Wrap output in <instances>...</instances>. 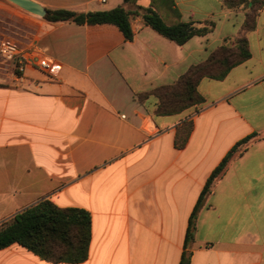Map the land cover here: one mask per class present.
Returning a JSON list of instances; mask_svg holds the SVG:
<instances>
[{"label": "crops", "instance_id": "0c3cea01", "mask_svg": "<svg viewBox=\"0 0 264 264\" xmlns=\"http://www.w3.org/2000/svg\"><path fill=\"white\" fill-rule=\"evenodd\" d=\"M34 1L77 12L125 4ZM174 3L182 20L215 27L178 44L140 16L132 19L131 41L113 24L34 16L35 41L53 68L48 75L29 68L25 83L11 73L0 79V224L48 198L91 213L89 256L77 264H180L189 217L207 178L239 140L264 134V6L255 29L247 30L251 9L245 4ZM242 37L251 56L222 79L203 77L204 102L156 113V88L174 84ZM185 120L193 130L178 148L175 136ZM191 251V264H264V137L214 187ZM0 264L54 263L14 243L0 249Z\"/></svg>", "mask_w": 264, "mask_h": 264}, {"label": "trees", "instance_id": "16d2710c", "mask_svg": "<svg viewBox=\"0 0 264 264\" xmlns=\"http://www.w3.org/2000/svg\"><path fill=\"white\" fill-rule=\"evenodd\" d=\"M136 1L124 0L125 4L115 8L89 12L65 8L48 9L45 18L49 21H72L77 24H113L120 28L127 40L131 41L135 35L132 19L140 16L159 34L178 44H184L195 35L206 34L215 27L211 21L182 20L174 0H150L147 7L140 5L135 8L127 7V3ZM228 4L232 6L245 4L250 7L245 28L255 29L256 17L259 9L264 6V0H228ZM234 43L233 46H222L219 52L206 62L191 67L174 84L156 88L152 92L159 100L156 113L176 114L204 102V97L198 89L203 77L222 79L234 66L251 56L247 38L236 39ZM192 130L193 122L189 120H185L177 128L176 147H185ZM263 137V133L256 132L239 140L207 178L189 217L180 264H191V247L195 240L198 216L214 187L228 171L231 163ZM91 240L92 216L88 210L60 207L48 198L26 207L0 224V249L18 243L54 264L84 262L89 256Z\"/></svg>", "mask_w": 264, "mask_h": 264}, {"label": "built area", "instance_id": "2783aa9c", "mask_svg": "<svg viewBox=\"0 0 264 264\" xmlns=\"http://www.w3.org/2000/svg\"><path fill=\"white\" fill-rule=\"evenodd\" d=\"M0 57L9 64L14 78L20 83L26 82V71L29 68L39 70L47 75L51 74L53 68V59L44 54L34 37L25 41L9 37L2 38L0 40Z\"/></svg>", "mask_w": 264, "mask_h": 264}, {"label": "rangeland", "instance_id": "374dc122", "mask_svg": "<svg viewBox=\"0 0 264 264\" xmlns=\"http://www.w3.org/2000/svg\"><path fill=\"white\" fill-rule=\"evenodd\" d=\"M32 14H27V10L10 0H0V40L9 37L25 41L35 37L36 21L33 18L39 15ZM10 73L13 75L9 64L0 57V79Z\"/></svg>", "mask_w": 264, "mask_h": 264}, {"label": "water", "instance_id": "95a60500", "mask_svg": "<svg viewBox=\"0 0 264 264\" xmlns=\"http://www.w3.org/2000/svg\"><path fill=\"white\" fill-rule=\"evenodd\" d=\"M13 3L19 5L25 10L39 15L41 17H45L48 14V9L43 7L41 4L35 2L34 0H10Z\"/></svg>", "mask_w": 264, "mask_h": 264}]
</instances>
